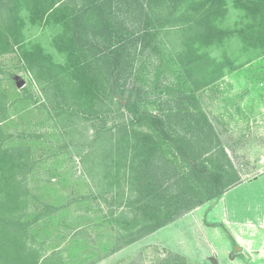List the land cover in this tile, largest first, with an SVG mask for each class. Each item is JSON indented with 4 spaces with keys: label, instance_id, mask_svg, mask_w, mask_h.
Segmentation results:
<instances>
[{
    "label": "trees",
    "instance_id": "obj_1",
    "mask_svg": "<svg viewBox=\"0 0 264 264\" xmlns=\"http://www.w3.org/2000/svg\"><path fill=\"white\" fill-rule=\"evenodd\" d=\"M229 2L241 10L246 23L223 24ZM159 5L167 13L153 16L151 11ZM26 17L32 25L58 29L51 41L55 54L40 43L25 41ZM160 32L175 33L172 54L157 48ZM231 39L264 52V0H0V53L17 46L29 72L43 82V90L72 107H61L62 111L103 122L96 141L106 136L109 144L98 152L99 161L92 168L112 178L107 183L111 187L123 186L114 197L126 209L113 217L121 226L117 234L123 244L217 200L241 182L225 179L223 184V169L231 166L230 160L186 84L194 78L197 90L234 69V60L209 51ZM152 55L159 59L151 67L157 83L164 73L167 82L175 78L181 86V94L162 100L157 112L143 99L144 83L135 97L124 96L132 80L141 81V72L150 73L148 67H138L137 60ZM107 102L120 118L113 127H104ZM7 110L0 92V264H38L40 256L26 241L31 233L23 218L26 150L5 141L1 123L8 118ZM216 151L224 162L203 158ZM94 153L89 149L83 161Z\"/></svg>",
    "mask_w": 264,
    "mask_h": 264
},
{
    "label": "rangeland",
    "instance_id": "obj_2",
    "mask_svg": "<svg viewBox=\"0 0 264 264\" xmlns=\"http://www.w3.org/2000/svg\"><path fill=\"white\" fill-rule=\"evenodd\" d=\"M228 8L225 26L246 23L241 10L230 2ZM166 13L160 5L151 11L153 16ZM57 31L54 26L32 25L27 17L23 28L25 41L40 43L54 54L51 41ZM174 34L160 32L159 51L173 53ZM209 51L220 59L226 56L234 60V69L197 90L194 78L188 79L186 84L193 90L187 92L207 115L217 142L230 160L231 166L223 169V184L225 179L240 178L242 182L226 190L222 202L204 203L128 244H123L117 234L121 226L113 218L126 209L114 197L123 186L111 187L107 183L113 179L99 167L92 168V163L99 161L98 152L109 144L106 136L96 141L103 122L62 111L61 107H72L58 97L51 98V90H43V82L29 72L17 46L0 53V92L8 106V118L1 128L7 143L26 150L23 184L27 208L23 218L31 233L26 241L40 256L38 264H264L263 48H246L240 40L231 39ZM140 59L137 66L148 67L150 73L141 72L142 82L132 80L124 88V96L135 97L144 83L143 99L148 109L157 112V104L170 95H180L181 86L175 78L167 82L164 73L157 83L152 66L159 59L154 55ZM107 103L103 107L104 127H113L120 118L113 103ZM92 148L95 153L84 162L83 154ZM219 152L203 158L224 162ZM228 219L245 225L239 230L224 222Z\"/></svg>",
    "mask_w": 264,
    "mask_h": 264
},
{
    "label": "crops",
    "instance_id": "obj_3",
    "mask_svg": "<svg viewBox=\"0 0 264 264\" xmlns=\"http://www.w3.org/2000/svg\"><path fill=\"white\" fill-rule=\"evenodd\" d=\"M242 182V181H241ZM223 200V195L217 199V201H220L222 202ZM226 224L229 222L230 223V226L233 224L236 228H238L239 230H242L243 229V222H237V221H232L231 219H228L227 221H224ZM168 225V224H167ZM245 225V224H244ZM251 226H254L251 224ZM161 229V228H160ZM159 230V229H158ZM246 232V231H245Z\"/></svg>",
    "mask_w": 264,
    "mask_h": 264
}]
</instances>
